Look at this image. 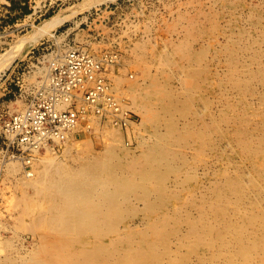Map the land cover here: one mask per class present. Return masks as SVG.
I'll return each instance as SVG.
<instances>
[{"label":"bare ground","instance_id":"bare-ground-1","mask_svg":"<svg viewBox=\"0 0 264 264\" xmlns=\"http://www.w3.org/2000/svg\"><path fill=\"white\" fill-rule=\"evenodd\" d=\"M184 4L164 26L176 38L132 46L135 79L108 74L118 56L104 60L107 94L139 124L90 113L88 128L63 133L61 155L44 149L27 170L3 162L19 173L15 225L35 242L18 256L3 242L0 264H264V0ZM69 18L46 20L0 71Z\"/></svg>","mask_w":264,"mask_h":264},{"label":"rangeland","instance_id":"rangeland-1","mask_svg":"<svg viewBox=\"0 0 264 264\" xmlns=\"http://www.w3.org/2000/svg\"><path fill=\"white\" fill-rule=\"evenodd\" d=\"M87 1L93 3L97 0H0V59L6 57L15 49V46H20L22 39L29 37L49 18L57 14L70 16L68 20L51 29L35 44L28 48L22 46L18 56L0 71V247L3 246V242L9 241V244L12 243L14 247L15 251H11L14 256L26 254L27 248L35 242V235L33 232L20 230L16 226L18 217L21 216L20 206H16V204L20 205L16 202L20 196L16 182L19 173L7 175L5 167H2L3 162L9 159V156L5 157L3 153V147L7 144L6 136H4V124L7 119L29 106L39 82L43 79L41 75L44 74L43 69L49 66L51 57L53 58L59 50L62 52L66 48L73 47L84 49L98 57L118 56L120 65L115 63L111 69L107 70L108 74L126 79L128 77L130 80H132L130 76L134 75L133 79H135L136 74H139L138 70L123 62L129 58L132 46L145 40L158 49L162 48L167 40L176 38L174 34L170 35L164 29L174 17V13L184 8L187 0H114L80 10L81 5L87 4ZM246 1L255 2V0ZM146 27L151 28L150 31H145ZM129 60L131 61V57ZM152 71H154L153 68ZM128 111L131 114V121L139 124L140 116L133 114V111ZM87 124L85 119L80 125L85 126V129ZM122 131L121 136L126 139L123 140V144L135 147L134 142L133 145L125 142L128 140L129 133L126 130ZM87 136L81 129L73 134V138L79 141L78 144ZM89 138L92 146L96 150L99 149L100 144L93 136L90 135ZM62 149L58 146L52 150L59 154ZM17 214L19 216L16 220ZM2 252L0 248L1 255H3Z\"/></svg>","mask_w":264,"mask_h":264},{"label":"built area","instance_id":"built-area-1","mask_svg":"<svg viewBox=\"0 0 264 264\" xmlns=\"http://www.w3.org/2000/svg\"><path fill=\"white\" fill-rule=\"evenodd\" d=\"M113 57L98 59L73 47L53 55L29 106L5 122L3 153L19 159L27 170L33 158L44 149L58 147L63 133L80 125L90 113H108L114 125L125 129L132 119L130 112L106 92L109 80L104 77V60L112 64Z\"/></svg>","mask_w":264,"mask_h":264}]
</instances>
